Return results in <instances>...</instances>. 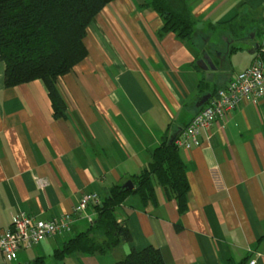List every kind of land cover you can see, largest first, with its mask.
<instances>
[{
	"label": "crops",
	"instance_id": "0c3cea01",
	"mask_svg": "<svg viewBox=\"0 0 264 264\" xmlns=\"http://www.w3.org/2000/svg\"><path fill=\"white\" fill-rule=\"evenodd\" d=\"M186 2L196 23L187 40L160 34L148 0L108 4L88 27L86 59L57 81L64 118L53 117L43 80L6 87L0 60V236L19 211L52 220L73 213L85 194L102 202L134 183L164 135L184 131L203 96L252 64L255 47H264V0ZM206 53L217 67L212 82L200 63ZM179 153L190 185L185 213L156 181L154 200L132 193L116 209L130 242L56 256L97 219L92 202L74 214L70 232L21 249L9 264H117L152 245L166 264H264V99L241 103Z\"/></svg>",
	"mask_w": 264,
	"mask_h": 264
},
{
	"label": "trees",
	"instance_id": "16d2710c",
	"mask_svg": "<svg viewBox=\"0 0 264 264\" xmlns=\"http://www.w3.org/2000/svg\"><path fill=\"white\" fill-rule=\"evenodd\" d=\"M113 1L0 0V60L5 64V86L15 87L43 80L52 101L53 117H66L67 107L57 88V81L86 59L88 51L84 38L88 27ZM148 6L163 21L161 35L171 33L180 40L193 39L196 23L186 0H148ZM257 52L258 49L255 54ZM262 58L264 60V53ZM156 181L172 191L179 212L185 213L190 185L179 147L169 133L154 150L152 162L140 176L135 177L136 187L133 190L124 187L112 189L97 204L98 217L90 229L71 238L62 250L56 252V256L106 254L120 243L130 242L132 235L124 224L118 222L116 209L132 193L140 195L145 203L154 200ZM117 264L166 262L160 248L152 245L132 251Z\"/></svg>",
	"mask_w": 264,
	"mask_h": 264
},
{
	"label": "built area",
	"instance_id": "2783aa9c",
	"mask_svg": "<svg viewBox=\"0 0 264 264\" xmlns=\"http://www.w3.org/2000/svg\"><path fill=\"white\" fill-rule=\"evenodd\" d=\"M263 53L264 47H259L252 64L212 95L176 140L179 148L192 149L199 143L201 130L209 129L217 120H224L241 103L258 104L264 99ZM92 202L100 203L98 195L85 194L73 213H66L52 220H39L27 212H17L12 217L11 229L0 236V251L3 253L4 263L14 262L21 249H31L46 238L70 232L74 214L80 215ZM250 264H256V260Z\"/></svg>",
	"mask_w": 264,
	"mask_h": 264
},
{
	"label": "water",
	"instance_id": "95a60500",
	"mask_svg": "<svg viewBox=\"0 0 264 264\" xmlns=\"http://www.w3.org/2000/svg\"><path fill=\"white\" fill-rule=\"evenodd\" d=\"M258 45L255 47V52L258 49ZM201 63V67L203 68V70H205L207 72L206 74V80L208 82H212L213 78H214V71L217 69V67L215 66L212 58L210 57V55L208 53L204 54L203 59L200 61ZM211 70V71H210ZM212 97V94H206L205 96H203L202 100H201V105H206L208 100ZM191 122V121H190ZM183 132V128H179L177 130V132L175 133V135L172 138V141L177 140V138L180 136V134ZM124 188L127 190H133L134 189V183L133 181H129L124 185Z\"/></svg>",
	"mask_w": 264,
	"mask_h": 264
},
{
	"label": "flooded vegetation",
	"instance_id": "af4514ba",
	"mask_svg": "<svg viewBox=\"0 0 264 264\" xmlns=\"http://www.w3.org/2000/svg\"><path fill=\"white\" fill-rule=\"evenodd\" d=\"M183 133V132H182Z\"/></svg>",
	"mask_w": 264,
	"mask_h": 264
}]
</instances>
